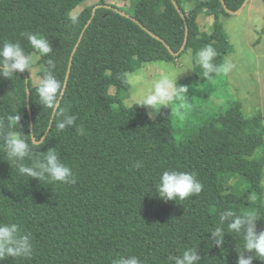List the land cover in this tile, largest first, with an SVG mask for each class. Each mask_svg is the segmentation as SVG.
Instances as JSON below:
<instances>
[{
    "label": "trees",
    "instance_id": "trees-1",
    "mask_svg": "<svg viewBox=\"0 0 264 264\" xmlns=\"http://www.w3.org/2000/svg\"><path fill=\"white\" fill-rule=\"evenodd\" d=\"M84 1L0 0V45L5 40L19 42L32 55L35 50L21 33L47 37L53 51L50 57H39V74L43 76L51 58L63 85L79 36L94 7L102 5L84 31L58 106L76 116L84 135H78L74 126L57 131L62 117L39 104L38 85L28 70L17 72L12 80L0 76V122L11 126L9 117L18 114L30 145L32 135L40 141L47 133L39 151L56 148L77 178L75 184L65 185L20 176L0 141V223H17L31 232L34 249L30 258H8L0 264H111L128 255L139 257L143 264H173L169 257L192 247L200 264H236L238 251H243V233H230L225 224V240L218 247L211 232L227 209L238 214L256 211L257 232L264 231L261 116L246 117L242 104L232 101L224 110L186 121L177 136L176 109L198 113L197 107L186 105L188 93L156 115L139 103L126 105L123 99L130 84L122 74L146 62L177 57L166 45L174 52L181 49L185 21L173 0H133L129 7L98 0L72 24L71 12ZM175 1L189 27L182 52L191 48L194 56L193 73L178 84L190 89L216 75L204 78L195 63L201 48L211 45L217 52L214 63L225 64L231 44L220 15L228 13L221 0ZM224 1L235 11L245 0ZM200 14L215 17L211 32L200 29ZM112 86L115 93L110 92ZM137 161L142 167H135ZM168 169L196 173L204 185L202 192L183 201L161 199L157 186ZM253 264L264 261L257 258Z\"/></svg>",
    "mask_w": 264,
    "mask_h": 264
},
{
    "label": "clouds",
    "instance_id": "clouds-1",
    "mask_svg": "<svg viewBox=\"0 0 264 264\" xmlns=\"http://www.w3.org/2000/svg\"><path fill=\"white\" fill-rule=\"evenodd\" d=\"M69 18L72 24L78 23L77 16L71 15ZM21 36L26 37L40 57H50L53 47L47 37L33 32H24ZM216 57L217 52L211 45L204 46L196 53L195 63L203 70L204 78H210L212 74H227L234 67L230 62L218 66L214 63ZM32 63L33 56L26 54L19 42L5 40L0 45V76L12 80L17 72L23 73L28 70L31 73ZM46 65V70L35 89L39 104L58 112V115L62 117L56 123L58 132L74 126L78 135H84L83 126L76 125V116L69 115L67 108H58L65 88L62 81L54 74L56 68L54 60L48 58ZM122 77L126 81L139 83L143 81L144 74L142 69H138L135 73L125 72ZM177 77L175 66L167 65L163 75L148 84L138 105L150 108L153 113H156L162 107L185 97L188 88L179 85ZM9 119L12 121L11 126L5 127L0 122V141L3 143L4 154L8 161L15 166L20 176H27L40 183L48 184L57 182L71 185L77 182L72 168L61 160L56 148H48L46 152H40L39 149L45 144V139L41 137L39 142L30 145L26 139L28 135L21 130L22 126L19 123L21 117L17 114ZM16 125L19 126V130H15ZM34 147L38 148V151H34ZM135 167H142V163L137 161ZM157 187L161 199L183 201L200 194L204 185L197 179V174L194 172L168 169L160 175ZM258 220L256 211L238 214L234 209H227L220 214L219 225L211 232L212 240L218 247L224 243L225 228L223 226L226 224L228 232L238 235L243 233V251H238L236 264H253V260L257 258L264 261V231L257 232L256 222ZM33 250L31 232L25 231L17 223H0V262L8 258H30ZM246 253H251V255L246 257ZM169 260L173 264H200L201 257L197 249L192 247L183 250L181 255L169 257ZM111 264H143V261L135 255H128L116 257Z\"/></svg>",
    "mask_w": 264,
    "mask_h": 264
},
{
    "label": "rangeland",
    "instance_id": "rangeland-1",
    "mask_svg": "<svg viewBox=\"0 0 264 264\" xmlns=\"http://www.w3.org/2000/svg\"><path fill=\"white\" fill-rule=\"evenodd\" d=\"M98 0H86L80 3L71 14L78 15L86 6L96 3ZM110 3L129 7L133 0H109ZM191 5H188L190 7ZM220 20L228 35L231 52L226 56L225 63L234 65L227 74L215 75L207 82L188 89L187 106L198 108V113L193 114L190 109L181 111L176 109L175 127L177 136H181L179 128H182L186 121L196 120L205 114L224 110L232 101H239L246 117L260 115L264 122V0H249L239 13L220 15ZM215 21L214 16L200 14L198 23L200 29L211 32ZM33 63L29 75L34 85H38L42 66L38 63L39 54L32 53ZM167 65L175 66L177 83L186 79L194 71V56L191 48L171 60L157 62H146L138 68L143 70L144 79L137 83L128 81L129 90L124 95V103L132 105L139 103L148 84L163 75ZM138 69L129 71L135 73ZM116 86L110 88L115 93ZM149 112L153 113L150 108ZM264 184V167H263Z\"/></svg>",
    "mask_w": 264,
    "mask_h": 264
},
{
    "label": "water",
    "instance_id": "water-1",
    "mask_svg": "<svg viewBox=\"0 0 264 264\" xmlns=\"http://www.w3.org/2000/svg\"><path fill=\"white\" fill-rule=\"evenodd\" d=\"M221 1H222V3H223L224 9H225V11H226L227 13H230V14H236V13H239V12L242 10V8L247 4V2H248L249 0H245L244 3H243V5H242L238 10H235V11L229 9V8L226 6V3H225L224 0H221ZM173 3L175 4L176 8L178 9L179 13L181 14V16L183 17V19H184V21H185V24H186V37H185V41H184L183 46L181 47V49H180L178 52H174V50H173L169 45H166V46L168 47V49H169V51L171 52V54H173V55H175V56H179V55L181 54V52H182V51L185 49V47H186L187 40H188V34H189V27H188V25H187V23H186V15H185V14L182 12V10L179 8V6H178V4H177V2H176L175 0H173ZM101 6H102V5H97V6L94 7V9H93V13H92V17L90 18V20H89V21L87 22V24L85 25V27H84L82 33H81L80 36H79V39H78L76 45H75V47H74V49H73V51H72V53H71V57H70V61H69V66H68V70H67L66 77H65L64 88L66 87V85H67V83H68V80H69V77H70V72H71V66H72V62H73V57H74V55H75V53H76V51H77V49H78V47H79V44H80V42H81V40H82V38H83L84 31L88 28L89 24L91 23L92 19L94 18L95 14H96L97 9H98L99 7H101ZM120 13L123 14V15H127V16H128V14H126V13L123 12V11H120ZM144 29H145L147 32H149L152 36H154L156 39L161 40V38H160L159 36L155 35L153 32L149 31L147 28H144ZM27 91H28L27 93H28V95H29V92H30L29 88L27 89ZM29 113H30V116H31V111H30V109H29ZM55 113H56V112H54L53 115H55ZM31 129L33 130V123H32V122H31ZM46 136H47V133H46L42 138H45ZM32 138H33V141H34V142H39V141L36 140V138H35L34 135H32Z\"/></svg>",
    "mask_w": 264,
    "mask_h": 264
}]
</instances>
